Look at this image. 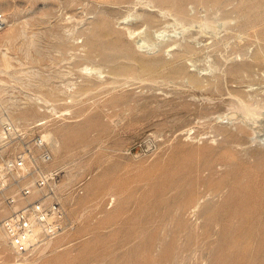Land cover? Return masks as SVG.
<instances>
[{
  "label": "rangeland",
  "instance_id": "obj_1",
  "mask_svg": "<svg viewBox=\"0 0 264 264\" xmlns=\"http://www.w3.org/2000/svg\"><path fill=\"white\" fill-rule=\"evenodd\" d=\"M111 1L0 0L7 22L23 29L9 43L0 40V58L6 51L11 62L8 68L0 64V116L12 120L14 115L17 121H12L32 125L39 134L65 126L68 131H52L47 142L50 165L64 185L83 182L75 195L61 187L69 229L21 256L13 255L0 230V259L20 264H264V0H220L215 7L186 0V15L195 19L182 24L170 13V3L155 1L152 11L160 12V20L153 27L132 15L151 10L152 3ZM247 7L252 8L249 18H257L242 27L238 11ZM97 21L111 30L103 35L118 36L122 46H130L132 57L118 54L108 62L103 48L87 54L86 33ZM123 27L135 30L134 44ZM144 33L147 43L141 40ZM177 40L183 47L173 44ZM186 41L193 52H185ZM157 58L175 62L182 71L174 76L160 68L161 75L155 70L148 76L140 69L149 60L162 63ZM116 63L119 71L112 74ZM119 63L134 69L125 73ZM83 64L101 73L78 71ZM193 73L199 81L190 80ZM67 80L71 85L65 89ZM62 89L73 91L75 101L67 96L65 102ZM49 90L60 92L52 97L63 96L55 104L57 112L29 99ZM246 102L255 105L250 113ZM19 106L33 107L26 109L24 122L13 112Z\"/></svg>",
  "mask_w": 264,
  "mask_h": 264
},
{
  "label": "built area",
  "instance_id": "obj_2",
  "mask_svg": "<svg viewBox=\"0 0 264 264\" xmlns=\"http://www.w3.org/2000/svg\"><path fill=\"white\" fill-rule=\"evenodd\" d=\"M5 24L0 12V29ZM32 127L0 116V230L15 256L27 254L69 229L72 222L61 187L66 194L82 191L83 182L74 186L61 182L58 170L50 165L47 141Z\"/></svg>",
  "mask_w": 264,
  "mask_h": 264
},
{
  "label": "bare ground",
  "instance_id": "obj_3",
  "mask_svg": "<svg viewBox=\"0 0 264 264\" xmlns=\"http://www.w3.org/2000/svg\"><path fill=\"white\" fill-rule=\"evenodd\" d=\"M104 1V0H103ZM108 0H106V2H107ZM115 1H117V0H115ZM120 1H123V0H120ZM134 1V0H133ZM140 1H142V0H140ZM140 1H136L135 3H133L132 2V0L130 1V3L132 2L133 4H134V6H135V4L137 3V2H140ZM144 1V0H143ZM146 1V2H145ZM143 3L144 4H142V6H144L145 7V5H147L148 3H152L153 5H152V7H150L149 6V8H151V10L149 9V10H146L145 8L144 9H141V11H135L134 12V14H132L133 15V18L134 17H141L142 18V21H144V23H145V25H146V27H149V26H155V22L157 21V20H160L159 18H157V16H158V13H159V15H160V12H158V13H154L152 10L154 9L153 8V6H155V4H154V2L156 1V2H158L159 1V3H163V2H167V3H170L171 4V6H169L171 9H170V13L176 18V21L178 20L179 22H181V24L182 23H186L188 20H190L189 22H191V21H193L192 19L194 18H189V17H187V15H186V12H185V4H184V2L186 1V0H145ZM198 1H205V3L203 2V4H206V2H207V4L208 3H210L211 2V4L210 5H213L214 7L215 6H218L219 4H220V0H196L195 2H198ZM110 2H112L113 3V1H111L110 0ZM127 2H129L128 0H127ZM148 2V3H147ZM118 3H119V0H118ZM117 2H116V4H118ZM122 2H120L119 4H121ZM124 3V2H123ZM126 3V2H125ZM132 3H131V5H132ZM141 3V2H140ZM147 3V4H146ZM166 3V4H167ZM104 4V3H103ZM114 4H115V2H114ZM129 5V4H128ZM150 5V4H149ZM169 5V4H168ZM255 5V4H254ZM141 6V5H140ZM148 6V5H147ZM206 6V5H205ZM208 6V5H207ZM206 6V7H207ZM253 6V5H252ZM132 8H133V6H132ZM143 8V7H142ZM147 8V7H146ZM153 8V9H152ZM157 8V7H156ZM221 8V7H220ZM234 8V7H233ZM250 9H252L251 7H249ZM249 8L247 7V9H244V8H242V9H240L239 11H238V14L239 15H241V17L243 16V20H242V23L240 24V25H242V27H246V26H248L249 24H251V23H253V19H255L256 20V18L257 17H255V18H253L252 17V19L251 18H249ZM254 8V10L256 11V9H255V6L253 7ZM134 9V8H133ZM132 9V10H133ZM138 9V8H137ZM159 9V8H158ZM164 9V8H163ZM165 10V9H164ZM163 10V11H164ZM258 10V9H257ZM159 11H162L161 10V8L159 9ZM224 11V10H223ZM231 11V10H230ZM255 11H253V12H255ZM155 12H156V10H155ZM166 12V11H165ZM249 12V13H248ZM259 12V11H258ZM257 12V13H258ZM261 12V11H260ZM264 12V11H263ZM132 13V12H131ZM130 13V14H131ZM163 12H161V14H162ZM129 14V15H130ZM164 14V13H163ZM236 14V13H235ZM255 14V13H254ZM258 14H260V13H258ZM261 14H263L262 12H261ZM167 15V14H166ZM251 15V14H250ZM128 16V15H127ZM131 16V15H130ZM207 16V15H206ZM225 16H227V15H225ZM256 16H257V14H256ZM261 16V15H260ZM70 17V15L69 16H67V18H69ZM123 17V16H122ZM159 17H161V16H159ZM162 17H163V15H162ZM167 17V16H166ZM251 17V16H250ZM67 18H65V19H67ZM137 18H134V19H137ZM141 18H140V20H141ZM165 18V17H164ZM205 18V17H204ZM230 18V17H229ZM239 18H240V16H239ZM126 19V18H125ZM162 19V18H161ZM195 19V18H194ZM202 19V18H201ZM200 19V20H201ZM5 20H6V24H5V26L4 27H6L7 25V31H6V33H5V35L2 37V36H0V40L2 41L3 39H5V41H11V40H13L14 38H16L19 34H20V32L19 31H21L22 32V30L20 29L19 31H18V27H17V29L14 27V23H8L7 22V18H5ZM122 20V19H121ZM138 20H139V18H138ZM173 20H175L174 18H173ZM208 20V19H207ZM210 20V19H209ZM261 20V19H260ZM264 20V19H263ZM94 21H96V20H93V22ZM162 21V20H161ZM204 21V20H203ZM227 21V20H226ZM226 21H223V24H224V22H226ZM229 21V20H228ZM227 21V22H228ZM259 21V20H258ZM202 22V21H201ZM207 22V21H206ZM257 22V21H256ZM262 22H264V21H262ZM106 24H107V22H105ZM154 23V24H153ZM188 23V22H187ZM192 23H194V22H192ZM196 23H197V21H196ZM91 24V23H90ZM93 24L94 23H92L91 25H90V27H88L89 28V31H88V33H86L85 31V33L86 34H88V37H87V44H86V47L88 48H86V52H87V54H89V53H92V51L93 50H95V51H97L96 49L98 48H103V52H102V56L106 59V60H108V62L110 61H114V58L116 57L117 58V55L119 54V55H122V57L124 56H126V55H128V57H132V55L130 54V56H129V53H130V46L129 45H127V46H122L121 44H120V40H119V37L117 36L116 38L114 37L115 35H112L111 37L112 38H110L109 36V34H111V30H110V28L107 26V25H105V24H103V23H100V21L98 22L97 21V23L96 24H94V26H93ZM152 24V25H151ZM190 24V23H189ZM209 24V23H208ZM211 24V23H210ZM227 24V23H226ZM148 25V26H147ZM158 25V24H157ZM179 25V24H178ZM193 24H191V26H192ZM93 26V27H92ZM110 26H111V24H110ZM126 26V25H125ZM152 26V27H153ZM182 26V25H181ZM187 26V25H186ZM3 27V28H4ZM159 27V26H158ZM188 27H189V25H188ZM199 27V26H198ZM201 27H202V25H201ZM204 27V26H203ZM2 28V29H3ZM121 28V27H120ZM124 28V27H123ZM164 28H166V26H164ZM164 28H163V30H164ZM187 28V27H186ZM2 29H0V30H2ZM5 29V28H4ZM3 29V30H4ZM125 30H126V33H128L129 35H130V37H132L131 39L133 40V38L135 37L133 34H134V31L135 30H133V29H131V28H129V27H125L124 28ZM167 29V28H166ZM175 29V28H174ZM185 28H183V29H181L182 30V32H185L186 33V31L184 30ZM192 29V28H191ZM65 30V32H70L71 31V28L69 27V28H65L64 29ZM85 30V29H84ZM121 30V29H120ZM157 30V29H156ZM156 30H155V32H156ZM162 30V31H163ZM184 30V31H183ZM105 31H107L108 33H106L105 35H103L104 34V32ZM114 31H116V30H114ZM164 31H166V30H164ZM176 31H178V30H175V33L174 34H176ZM119 33L120 31H116V33ZM150 32V31H149ZM202 32V31H201ZM84 33V34H85ZM123 33V32H122ZM138 33H140V32H137V34ZM162 33V32H161ZM165 33V32H164ZM180 33V32H179ZM185 33H184V35H185ZM204 33H206V32H204ZM105 37L106 35L109 37V38H106V39H104V37L102 36V35ZM124 34V33H123ZM142 34V33H141ZM144 34H146V35H144ZM143 34V36L141 37V40H142V42H144V43H147L146 42V40H148L149 38H147L148 36V33H144ZM153 34V33H152ZM182 34V33H181ZM117 35V34H116ZM159 35V34H158ZM163 35V34H162ZM127 36V35H126ZM151 36H153V35H151ZM103 37V38H102ZM114 37V38H113ZM178 37V36H177ZM182 37V36H181ZM184 37V36H183ZM2 38V39H1ZM161 38V37H160ZM140 38H138V40H139ZM158 39V38H157ZM183 39V38H182ZM85 40V39H84ZM107 40H109L108 42H107ZM119 40V41H118ZM131 40V42L133 43L134 41H136L137 39H135V40H133L132 41ZM160 40H162V39H160ZM82 42H84V41H82ZM84 42V43H85ZM104 42H106L107 43V46L106 45H104ZM151 42V41H150ZM187 42V41H186ZM9 43V42H8ZM137 43V42H136ZM152 43H153V41H152ZM152 43H150L151 45H152ZM158 44H159V42H157ZM182 43V42H181ZM217 43V41H215L213 44H216ZM134 44V43H133ZM174 45L176 44V45H179L180 46V41H176V42H174L173 43ZM83 45V44H82ZM109 45V46H108ZM148 45V44H147ZM157 45V44H156ZM191 45H192V43H191ZM191 45L190 44H188V42L187 43H184V49H185V52H186V50H187V52H188V50L189 51H191V52H193L192 51V48H191ZM85 46V45H84ZM83 46V47H84ZM132 46V45H131ZM135 46H137V45H135ZM146 46V45H145ZM168 46H170V45H168ZM182 46V45H181ZM180 46V47H181ZM108 49V50H105L106 48ZM138 47H140V45H138ZM142 47V46H141ZM183 47V46H182ZM193 47H195L194 45H193ZM145 48V47H144ZM183 49V48H182ZM194 50H196L195 48H194ZM101 51V50H100ZM6 52V51H5ZM5 52H2L1 53V58H0V64H1V69L2 68H8V67H10V61H9V59L10 58H8V56H7V54L5 53ZM94 52V51H93ZM186 52V53H187ZM84 53V52H83ZM178 53V52H177ZM176 53V54H177ZM180 53V52H179ZM181 53H183V52H181ZM189 53V52H188ZM86 53H85V55H87ZM96 54V53H95ZM185 54V53H184ZM84 55V56H85ZM118 55V56H119ZM183 55V54H182ZM186 55V54H185ZM179 56V55H178ZM255 56H257L256 54H255ZM121 57V56H120ZM254 57V56H253ZM104 58H102L103 60H105ZM115 58V59H116ZM126 58V57H125ZM136 58V57H135ZM154 58V57H153ZM173 58V57H172ZM172 58H169L170 60L172 59ZM256 58V57H255ZM254 58V59H255ZM258 58V57H257ZM150 59V58H149ZM157 59H159V58H157ZM180 59V58H179ZM140 60H142L143 61V59H139L138 61H140ZM147 60V59H146ZM166 60V59H165ZM163 61V60H161V59H159V61H162V63H160V62H158V60H154L153 59V61H150L149 60V62H142V64H141V67L139 66V62L137 63L138 64V66L140 67V69L142 68V70L144 71V73H146V71L148 72V76H150V74L151 73H149V71H154L155 72V70H157L156 71V75L157 74H159L158 72V70L161 68V69H163V71L165 70V71H167L169 74L171 73V75H172V73H173V75L175 76V74H177L178 75V72H181L182 70H181V67H180V65H177V64H175V62H172V61ZM183 60V59H182ZM182 60H179V61H182ZM250 60V59H249ZM259 60V59H258ZM135 61V60H134ZM116 62V61H115ZM243 62H244V60L242 61V63L241 64H243ZM252 62V61H251ZM160 63V64H159ZM117 64L118 63H116L115 65V67L113 68V67H111L110 69H112V74H114L115 72L116 73H118V71H117ZM120 64V63H119ZM137 64H136V66H137ZM181 64V63H180ZM240 64V63H239ZM252 64H255V63H252ZM114 65V64H113ZM121 65V64H120ZM125 65V64H124ZM124 65H121V68L122 67H124ZM129 65H131V63L129 64ZM133 65V64H132ZM112 66V65H111ZM126 66V65H125ZM127 66H128V64H127ZM135 66V67H136ZM137 66V67H138ZM161 66V67H160ZM235 66V65H234ZM248 66V65H247ZM129 67H131V68H133L134 67V65L133 66H128L127 68H129ZM138 67V68H139ZM231 67H233L232 65H231ZM236 67H238V66H236ZM235 67V68H236ZM239 67H242L241 65L239 66ZM250 67V66H249ZM248 67V68H249ZM120 68V67H119ZM120 68V69H121ZM127 68H122V69H125V70H120V73L121 72H123V71H125V73L127 72L128 73V70H127ZM234 68V67H233ZM234 68V69H235ZM242 68H244V67H242ZM247 68V67H246ZM79 69L80 70H84L85 72L84 73H87L86 71L88 70V73L89 74H91V75H93V76H95V77H98L99 75H97V74H99V73H101V70L99 69V67H96V66H89L88 64H83V65H81L79 68H78V71H79ZM116 69V71H114ZM134 69V68H133ZM132 69V70H133ZM238 69V68H237ZM251 69V68H250ZM6 70V69H5ZM131 70V69H130ZM131 70V71H132ZM139 70V69H138ZM141 70V71H142ZM230 70V69H229ZM228 70V71H229ZM233 70V69H232ZM245 70V69H244ZM249 70V69H248ZM130 71V72H131ZM143 71H142V75L144 74L143 73ZM162 71V72H163ZM237 71H240L241 72V70H240V68H239V70H237ZM237 71L235 72V73H237ZM129 72V73H130ZM136 72L138 73V71H137V68H136ZM229 72H231V71H229ZM166 73V72H165ZM167 73V74H168ZM233 73V72H232ZM82 74V73H81ZM167 74H164V75H167ZM168 74V75H169ZM188 74V73H187ZM192 74V73H191ZM194 74V73H193ZM138 75V74H137ZM140 75H141V72H140ZM146 75V76H147ZM154 75V74H153ZM159 75H161V74H159ZM171 75H169V76H171ZM176 75V76H177ZM135 76H136V74H135ZM144 76V75H143ZM146 76H145V78H146ZM155 76V75H154ZM141 77V76H140ZM196 77H197V75H196ZM195 77V74L194 75H190V80L191 81H195V80H198L199 81V79H197ZM136 78H137V76H136ZM139 78V77H138ZM141 79H143L142 77H141ZM112 79H110V81H111ZM106 81H108V79L106 80ZM113 81V80H112ZM197 81V82H198ZM107 83V82H106ZM111 83V82H110ZM113 83V82H112ZM69 85H71V82L69 81V80H67L66 82H64V86H65V89L69 86ZM70 87V86H69ZM65 89H62L61 90V93H63V94H65V97H64V100H65V102H66V99H67V96H69L68 98H69V100L68 101H72L73 100V98L76 96V94H75V96L73 97V91H66ZM52 91V90H51ZM50 90L48 91V92H50L49 93V95L46 93L45 95L44 94H41V92L40 93H35L36 95H33V98H29V99H34V101L35 102H38V103H42L43 105H45V108L46 109H49L52 113L53 112H57V110H58V108L55 106V104L57 103V102H61V100H59L58 98H62V100H63V96L61 97H59V95H58V97L55 95V96H53L52 97V95L53 94H56V93H53L54 91H52L51 92ZM59 91V90H58ZM53 93V94H52ZM60 93V92H59ZM59 93H57V94H59ZM30 96V95H29ZM57 97V98H56ZM27 98V97H26ZM76 98V97H75ZM75 98H74V101H75ZM28 99V100H29ZM240 99V98H239ZM57 100H59V101H57ZM63 100V101H64ZM26 101V100H25ZM32 101V100H31ZM243 101V100H242ZM29 102H30V100H29ZM59 102V103H60ZM248 102H246L244 105H248L247 104ZM30 104V103H29ZM28 104V105H29ZM33 104V103H32ZM31 104V105H32ZM41 104V105H42ZM35 105V104H34ZM37 105V104H36ZM35 105V106H36ZM241 105V104H240ZM242 105H243V103H242ZM254 105V104H253ZM262 105V104H261ZM264 105V104H263ZM23 106V105H22ZM33 106V105H32ZM254 107V106H252V104L250 103L248 106H247V108L249 109L248 111H249V113H250V110L251 111H253L252 110V108L251 107ZM257 106H258V104H257ZM20 107V106H19ZM24 107V106H23ZM27 107V106H26ZM31 106H29L28 108H26V109H29ZM38 107H40V106H38ZM242 107V106H241ZM240 106H239V108H241ZM244 107V106H243ZM264 107V106H263ZM263 107H261V108H263ZM33 108V107H32ZM32 108H30V109H32ZM41 109H43V107L41 106L40 107ZM39 108V109H40ZM239 108H238V111H239ZM26 109H24V108H22V107H20V108H17L16 109V111H13V112H15V115L16 116H18V117H23V119H22V121L24 120L25 121V118L24 117H26L27 118V113L29 112L28 110H26ZM45 109V110H46ZM241 109H243V110H247V109H245V108H241ZM240 109V110H241ZM253 109H255V110H257V107L256 108H253ZM8 110V109H7ZM33 110V109H32ZM36 110L38 111V109H37V107H36ZM63 110L65 111V108L64 109H62V112H63ZM236 110V109H235ZM11 111V110H10ZM50 111H47V112H49L50 113ZM259 111V110H258ZM32 112V111H31ZM33 112H35V109H34V111ZM39 112V111H38ZM60 112V111H59ZM255 112V111H254ZM254 112H253V114L252 115H255L254 114ZM264 112V111H263ZM262 112V113H263ZM66 113V112H65ZM248 113V114H249ZM252 113V112H251ZM259 113H260V111H259ZM11 114H13V113H11ZM31 115H32V113H30ZM36 114H38V113H36ZM56 114V113H55ZM55 114H54V116H55ZM62 114V113H61ZM243 114H245V113H243ZM247 114V113H246ZM31 115H29L30 116V118L32 117ZM49 115H51V114H49ZM49 115H47V116H49ZM250 115V114H249ZM8 116V115H7ZM14 115H12V120L13 119H15L14 117H13ZM33 116H35V115H33ZM37 116V115H36ZM56 116H59V113H58V115H56ZM232 116H233V114H232ZM230 117H231V115H230ZM251 117V116H250ZM263 117H264V113H263ZM29 118V119H30ZM33 118V117H32ZM232 118V117H231ZM9 119H11V118H9ZM258 119H260V118H258ZM16 120V119H15ZM14 120V121H15ZM20 120V119H19ZM46 120V119H45ZM264 120V119H263ZM17 121V120H16ZM21 121V120H20ZM23 121V122H24ZM26 121H28V120H26ZM46 122V121H45ZM255 123V122H254ZM50 123H48V124H46V125H49ZM243 124V123H242ZM246 124V123H245ZM45 125V126H46ZM56 126V125H55ZM58 126H61L60 124L58 125ZM65 127V126H64ZM64 127H61L62 128V130H64L65 132L66 131H68V129H63ZM48 128V127H47ZM46 128V129H47ZM51 129H52V126L50 127ZM55 127H54V125H53V129H54ZM60 127H59V129H61ZM257 128V127H256ZM261 128H262V126H261ZM59 129L57 128V126H56V130H57V134H58V131H59ZM258 129V128H257ZM55 130V129H54ZM54 130H52V131H54ZM55 130V131H56ZM264 130V129H263ZM44 130H42L41 132H42V137L47 141V142H49V141H51V137H52V131H49V130H46V131H44ZM64 131H62L63 132V134L62 135H64ZM59 133H61V130H60V132ZM260 134V133H259ZM61 135V134H60ZM261 135L262 134H260V137H261ZM264 135V134H263ZM262 138V137H261ZM54 142V141H53ZM263 142V141H262ZM55 143V142H54ZM177 185V184H176ZM178 186V185H177ZM93 188H94V186H93ZM168 192V191H167ZM195 206H196V203H195ZM178 207V206H177ZM119 211H120V209H119ZM117 212H118V210H117ZM188 212V211H187ZM112 215H114V213L112 214ZM119 215V214H118ZM115 216V215H114ZM114 216H112V217H114ZM109 217H111V215L109 216ZM111 217V218H112ZM110 219V218H109ZM106 220H108V217L106 218ZM111 220H114V218H112ZM179 231V230H178ZM1 234V233H0ZM180 238V237H179ZM100 241V240H99ZM48 243H50V242H48ZM50 245V244H49ZM47 246H48V244H47ZM91 249V248H90ZM14 255V254H13ZM1 259H3V258H1ZM0 259V260H1ZM58 258H56V260H57ZM60 260V259H59ZM0 264H20V262H15V261H13V262H10V261H2L1 260V262H0Z\"/></svg>",
  "mask_w": 264,
  "mask_h": 264
}]
</instances>
